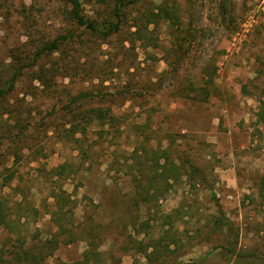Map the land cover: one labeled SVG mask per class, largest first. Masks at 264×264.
Returning <instances> with one entry per match:
<instances>
[{"label": "rangeland", "instance_id": "rangeland-1", "mask_svg": "<svg viewBox=\"0 0 264 264\" xmlns=\"http://www.w3.org/2000/svg\"><path fill=\"white\" fill-rule=\"evenodd\" d=\"M73 1L0 0V264H264V0Z\"/></svg>", "mask_w": 264, "mask_h": 264}, {"label": "trees", "instance_id": "trees-1", "mask_svg": "<svg viewBox=\"0 0 264 264\" xmlns=\"http://www.w3.org/2000/svg\"><path fill=\"white\" fill-rule=\"evenodd\" d=\"M81 6L79 3V0H74L73 1V8L71 11V15L73 17V19L81 26H84L85 28H87L88 30H95L94 24L87 19L86 17H84L81 12H80ZM117 27H115L114 29H112L111 31H109V33H107L105 36H109L110 34H112ZM58 49V42L55 41L54 43H52L50 46L45 47V49L42 52L45 51H55ZM84 96H79L76 98V100L81 99ZM99 113V111H97ZM0 226H4L7 227L9 226V219H8V215L6 214L2 204H0ZM86 253V257H87Z\"/></svg>", "mask_w": 264, "mask_h": 264}]
</instances>
